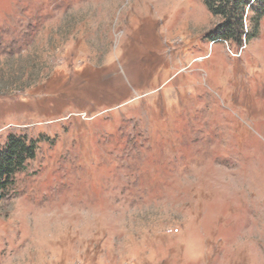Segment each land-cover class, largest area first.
Wrapping results in <instances>:
<instances>
[{
	"label": "rangeland",
	"instance_id": "rangeland-1",
	"mask_svg": "<svg viewBox=\"0 0 264 264\" xmlns=\"http://www.w3.org/2000/svg\"><path fill=\"white\" fill-rule=\"evenodd\" d=\"M219 23L203 0H0V146L38 145L0 192V264H264V19L239 46Z\"/></svg>",
	"mask_w": 264,
	"mask_h": 264
},
{
	"label": "trees",
	"instance_id": "trees-1",
	"mask_svg": "<svg viewBox=\"0 0 264 264\" xmlns=\"http://www.w3.org/2000/svg\"><path fill=\"white\" fill-rule=\"evenodd\" d=\"M203 2L208 10L220 19L217 28L208 34L212 41H227L239 46L259 35L260 24L264 19V0H203ZM42 70L43 66L38 69V76ZM11 72L2 74L6 79L15 77L17 80L7 83L9 89L24 91L26 87H23L25 86L21 81L23 78ZM37 151L36 140L21 134L8 135L5 143L0 146V192L14 185L16 174L26 169L28 162L37 156Z\"/></svg>",
	"mask_w": 264,
	"mask_h": 264
}]
</instances>
